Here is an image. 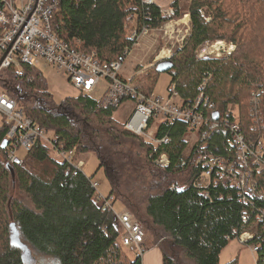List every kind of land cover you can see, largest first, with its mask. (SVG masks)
Returning a JSON list of instances; mask_svg holds the SVG:
<instances>
[{
  "label": "trees",
  "instance_id": "1",
  "mask_svg": "<svg viewBox=\"0 0 264 264\" xmlns=\"http://www.w3.org/2000/svg\"><path fill=\"white\" fill-rule=\"evenodd\" d=\"M186 1L173 0L169 18L148 0H62L53 29L74 49L114 62L133 48L134 32L158 30L188 14L191 32L183 46L132 82L150 95L160 75L168 74L185 107H192L207 80L204 94L214 112L234 109L246 136L264 143V0ZM217 41L234 44L235 52L198 57L201 47ZM167 64L170 70H158ZM24 69L22 77L5 71L4 90L67 148L97 156V172L104 170L109 183L108 196L143 225L161 250L163 264H220L229 243L253 229L254 238L244 245L257 248V264H264V171L254 174L256 193H243L225 181L207 188L195 185L203 171L196 164L199 156L233 158L226 128L206 137L202 128L191 144L187 123H164L158 137L169 142L156 147L114 118L118 108L83 93L57 104L44 74ZM208 106L202 105L204 114L210 113ZM9 127H0V264L35 262L31 249L50 256L54 264H143L141 256L122 246L116 215L92 187L97 172L91 177L67 173V164L38 142L23 154L24 165H12L3 149ZM163 153L170 157L167 168L155 165ZM16 225L20 234L14 232Z\"/></svg>",
  "mask_w": 264,
  "mask_h": 264
},
{
  "label": "built area",
  "instance_id": "2",
  "mask_svg": "<svg viewBox=\"0 0 264 264\" xmlns=\"http://www.w3.org/2000/svg\"><path fill=\"white\" fill-rule=\"evenodd\" d=\"M61 2L62 0H0V119L2 126H10L6 150L7 159L12 165H24L23 154L30 153L38 142L48 146L59 158L58 161L67 164V173L73 176L85 174L86 164L78 158L79 154L74 149L67 148L56 135L36 125L1 84L5 71H12L22 77L26 66L39 71L42 67H53L63 72L70 84L83 94L93 93L104 81L105 89L101 102L105 107L119 109L127 101L134 103V109L124 123L125 128L156 147L169 142L168 137H158L159 129L164 123H187L191 127L190 135H195L196 140L202 128H206L202 137H206L209 131L226 128L229 131L226 144L232 149L233 158L212 154L199 156L196 164L200 165L203 171L195 185L207 188L225 181L241 189L243 193H256L254 174L264 171V143L261 139L246 136L234 109L225 114L214 112V105L209 103L204 94L207 80L202 85L203 93L192 107H185L174 84L168 87L166 97L142 92L132 82V78L125 79L120 75L123 61L131 49H126L120 61L104 62L98 59L95 53L86 54L74 49L54 32L52 19ZM147 3H153V0ZM162 14L171 17L173 10H162ZM152 32L148 29L142 33L134 32L131 40L137 45L140 36L149 37ZM222 48L221 54L224 55L231 54L235 49L226 44ZM207 49L198 51V57L203 58ZM144 70L135 76H140ZM203 104L209 105L210 113L202 112ZM170 163V157L166 153L155 160V165L160 168H167ZM92 187L105 207L114 213L115 198H104L97 191V182L92 181ZM204 196L209 197L208 194ZM243 200L245 201V198ZM116 217L123 230L120 238L122 246L128 252L142 257L149 248L143 225L127 210ZM243 220L246 221V217H243ZM255 233V229L245 232L239 240L247 243ZM257 250L254 248L255 252Z\"/></svg>",
  "mask_w": 264,
  "mask_h": 264
},
{
  "label": "rangeland",
  "instance_id": "3",
  "mask_svg": "<svg viewBox=\"0 0 264 264\" xmlns=\"http://www.w3.org/2000/svg\"><path fill=\"white\" fill-rule=\"evenodd\" d=\"M172 1L173 0H155V2H153L161 6L162 10H168L170 9V4L172 3ZM190 1L191 0H187L186 2ZM184 12L186 13V11ZM185 17L186 15L180 20H170L160 29L153 30L152 35L149 37L140 36L137 45L133 46L129 55L125 57L120 75L125 79H130L143 69L154 66L158 61L169 57V55L171 57L177 49L183 46L186 37L191 32L190 19L189 21L182 22ZM221 43H223L224 45H228V47H235V49L231 51V54L235 52L236 46L234 44L223 41L212 43L208 42L198 51L200 52L202 49H207L208 45L209 49H212L217 44L223 45ZM212 44L213 46L211 47ZM169 51L171 52V54H169ZM221 52L216 54H221ZM231 54H221L219 56L205 53L204 57H225L230 56ZM41 72L44 74L47 81L48 90L53 95V98L57 104H60L64 99L68 97L75 98L82 94L80 90L76 89L73 85L70 84L63 72L58 71L56 68L42 67ZM103 82L104 81H102L100 87L93 93H90L89 96L96 100H101L105 89V83ZM170 82L171 81L168 74L160 75L154 89V94L161 97H166L168 95V87L170 86ZM134 106L135 105L132 102H125L114 114V118L121 124L126 123L134 109ZM2 123V119H0V127L2 126ZM196 138L197 137L195 135H190L188 137L191 144H193L192 142H194ZM52 157L57 160L59 159L55 154H52ZM78 158L80 160H83L86 164L84 168V173L86 176L91 177L97 172L99 161L94 153H82L81 155H78ZM93 181L99 184L97 191L104 198H106L109 195L110 187L104 170H100L99 172H97ZM113 211L116 215H119L124 211V209L119 202H115ZM14 230L15 233L18 232L20 234V230L17 225L15 226ZM146 242L148 246H154L152 244L151 237L147 236ZM31 251L35 258V262H28L27 264H54L52 261L53 259L50 256H40V254H37L34 250L31 249ZM148 253L149 251L146 253V255ZM235 259L238 260V264H257V253L254 251L253 246L250 247L244 245V243H242L239 238H235L222 251L219 260L220 264H226Z\"/></svg>",
  "mask_w": 264,
  "mask_h": 264
},
{
  "label": "crops",
  "instance_id": "4",
  "mask_svg": "<svg viewBox=\"0 0 264 264\" xmlns=\"http://www.w3.org/2000/svg\"><path fill=\"white\" fill-rule=\"evenodd\" d=\"M153 1L155 2V0ZM148 251L149 253L146 255ZM146 253L142 256L143 264H163V255H162L161 250L158 247L149 246Z\"/></svg>",
  "mask_w": 264,
  "mask_h": 264
},
{
  "label": "bare ground",
  "instance_id": "5",
  "mask_svg": "<svg viewBox=\"0 0 264 264\" xmlns=\"http://www.w3.org/2000/svg\"><path fill=\"white\" fill-rule=\"evenodd\" d=\"M189 19H190V16L186 15L185 19L182 22L189 21ZM221 44H223V43H221ZM223 46H224V44L223 45L217 44L212 49H207L205 51V53L206 54L208 53L210 55H220V54H216V53H220L223 50V48H222Z\"/></svg>",
  "mask_w": 264,
  "mask_h": 264
},
{
  "label": "water",
  "instance_id": "6",
  "mask_svg": "<svg viewBox=\"0 0 264 264\" xmlns=\"http://www.w3.org/2000/svg\"><path fill=\"white\" fill-rule=\"evenodd\" d=\"M170 68H171V65H169V64H167V66L164 67V68H161V65L158 66V70H159L160 72H166V71L170 70ZM7 146H8V142L5 141V142L3 143V149L5 150V149L7 148ZM253 238H254V237H252L250 240H252ZM250 240H249V241H250ZM249 241H248V242H249Z\"/></svg>",
  "mask_w": 264,
  "mask_h": 264
}]
</instances>
